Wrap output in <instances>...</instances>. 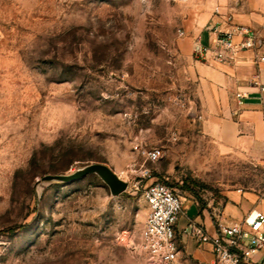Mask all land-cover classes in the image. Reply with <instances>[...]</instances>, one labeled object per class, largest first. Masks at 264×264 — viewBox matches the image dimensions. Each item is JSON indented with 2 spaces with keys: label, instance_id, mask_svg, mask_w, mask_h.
<instances>
[{
  "label": "rangeland",
  "instance_id": "obj_1",
  "mask_svg": "<svg viewBox=\"0 0 264 264\" xmlns=\"http://www.w3.org/2000/svg\"><path fill=\"white\" fill-rule=\"evenodd\" d=\"M188 16L184 0H0V264H148L146 169L182 197L178 227L264 192V156L202 134ZM95 162L126 191L41 179Z\"/></svg>",
  "mask_w": 264,
  "mask_h": 264
},
{
  "label": "crops",
  "instance_id": "obj_2",
  "mask_svg": "<svg viewBox=\"0 0 264 264\" xmlns=\"http://www.w3.org/2000/svg\"><path fill=\"white\" fill-rule=\"evenodd\" d=\"M188 10L189 36L183 45L194 48L197 40L212 46L218 32H232L238 42L241 28L255 34L264 52V0H184ZM256 50L237 53L234 60L220 63L194 61L198 82V95L202 113V134H210L226 151L250 159L264 156V115L261 113L258 84H264V62L255 59ZM258 75V84L253 80ZM241 94V98L237 94ZM262 191L231 190L217 213L199 210L190 218L201 223L214 235L219 224L240 221L253 208L264 212ZM194 201V200H193ZM195 205L198 207L196 201ZM188 222V220H187ZM187 224V223H186ZM186 224L178 227L182 228ZM180 264H211L212 248L209 243L199 245L191 238L179 234ZM258 256L244 264H259Z\"/></svg>",
  "mask_w": 264,
  "mask_h": 264
},
{
  "label": "built area",
  "instance_id": "obj_3",
  "mask_svg": "<svg viewBox=\"0 0 264 264\" xmlns=\"http://www.w3.org/2000/svg\"><path fill=\"white\" fill-rule=\"evenodd\" d=\"M242 38L235 42L232 32H218L212 46L203 45L200 40L194 45L197 59L214 62H230L240 51L256 50L255 59L264 62V52L259 50L261 43L258 36L239 30ZM183 34V32H181ZM264 35V25L261 28ZM258 84V75L254 76ZM258 95L261 101V113L264 115V84H258ZM237 97L241 98L238 93ZM162 150L151 148L145 151L147 161L156 162L162 157ZM264 168V159L261 161ZM145 181L142 196L147 207L143 229L140 234V248L148 264H180L179 234L187 236L199 245L209 243L212 248L211 264H244L258 256L257 262L264 264V212L253 208L238 222L219 224L214 235L195 220L188 219L182 228L177 222L182 214L183 200L172 188L154 179L146 169L137 182ZM264 201V195L261 196Z\"/></svg>",
  "mask_w": 264,
  "mask_h": 264
},
{
  "label": "water",
  "instance_id": "obj_4",
  "mask_svg": "<svg viewBox=\"0 0 264 264\" xmlns=\"http://www.w3.org/2000/svg\"><path fill=\"white\" fill-rule=\"evenodd\" d=\"M88 174H96L107 185L113 196L120 195L128 187L127 181L121 179L111 167L101 162L86 164L69 174H46L41 179L44 181L70 182Z\"/></svg>",
  "mask_w": 264,
  "mask_h": 264
},
{
  "label": "trees",
  "instance_id": "obj_5",
  "mask_svg": "<svg viewBox=\"0 0 264 264\" xmlns=\"http://www.w3.org/2000/svg\"><path fill=\"white\" fill-rule=\"evenodd\" d=\"M13 229H14V228H10V229H8V231H13Z\"/></svg>",
  "mask_w": 264,
  "mask_h": 264
}]
</instances>
